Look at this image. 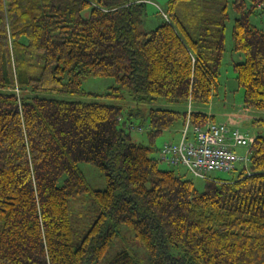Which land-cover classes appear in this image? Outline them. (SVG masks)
<instances>
[{"label": "trees", "instance_id": "trees-1", "mask_svg": "<svg viewBox=\"0 0 264 264\" xmlns=\"http://www.w3.org/2000/svg\"><path fill=\"white\" fill-rule=\"evenodd\" d=\"M144 1L0 0V264H264V118L248 165L198 192L131 141L122 106L44 95L110 77L108 97L190 104L192 126L213 122L197 107L219 86L230 7L243 109L264 112V31L250 23L264 0H169L142 32ZM187 112L150 109L149 137Z\"/></svg>", "mask_w": 264, "mask_h": 264}, {"label": "rangeland", "instance_id": "rangeland-1", "mask_svg": "<svg viewBox=\"0 0 264 264\" xmlns=\"http://www.w3.org/2000/svg\"><path fill=\"white\" fill-rule=\"evenodd\" d=\"M169 0H145V14L142 17V22L139 26V30L142 32H148L155 29L162 21L159 12L167 9ZM228 20L225 23L224 30V52L219 70V86L217 91L213 95L210 104L205 105L204 111H208L211 107L214 113H221L223 111H231L237 109L238 105L243 102L244 91L243 88L239 87L236 81V73L233 65L240 63L244 60L243 55L233 50L232 40V26L236 17L235 13L229 7ZM165 17V15H164ZM250 23L255 25L258 29L264 31V19L260 15H252L250 17ZM116 81L110 77H98L91 74H85L81 80V90L85 93L84 95L76 94H44L50 98L68 100V101H81V102H101L117 104L123 107V115L120 127H125V130L130 135L132 142L150 145L154 151L152 156L159 160V150L162 148L165 142L177 143L181 139L182 122L178 121L174 123L170 128L163 130L162 132L155 135V137H149V111L154 108H167L179 112H184L193 106L190 104L183 103H166L163 100H159L158 103L151 104H137L133 101L132 96L128 91L121 92V97H108L109 93H116L112 90L115 87ZM88 94H97L96 96ZM209 106V107H208ZM129 112L136 113L130 115ZM138 113V114H137ZM264 118V112L257 114L253 120ZM220 117L216 123H219ZM123 123L125 125L123 126ZM239 129L243 132L255 134L257 128L254 127L251 122H244L240 125ZM245 151L244 148L239 147L238 151ZM80 171L83 173L85 180L89 184L92 190H103L105 189V179L100 171L90 163L81 162L78 165ZM161 169L172 170L176 175L181 176L184 179L190 180L193 186L198 192H202L205 188L206 182L210 180L200 179L192 176L188 170L179 166H170L165 162L159 163ZM238 171L229 172H212L210 173V179H223L230 180L236 178ZM134 244V243H133ZM140 255L144 254V250L139 244H134Z\"/></svg>", "mask_w": 264, "mask_h": 264}, {"label": "built area", "instance_id": "built-area-1", "mask_svg": "<svg viewBox=\"0 0 264 264\" xmlns=\"http://www.w3.org/2000/svg\"><path fill=\"white\" fill-rule=\"evenodd\" d=\"M191 108L183 124L181 139L177 143L165 142L159 150V161L170 166H183L200 179H210L212 172H233L247 166L255 135L243 132L227 123L208 122L191 125ZM245 111V110H244ZM244 148V154L236 150Z\"/></svg>", "mask_w": 264, "mask_h": 264}, {"label": "crops", "instance_id": "crops-1", "mask_svg": "<svg viewBox=\"0 0 264 264\" xmlns=\"http://www.w3.org/2000/svg\"><path fill=\"white\" fill-rule=\"evenodd\" d=\"M237 107H238L237 109H233L231 111H223L221 113H214L211 107H209L210 109H208V111H204L203 110L204 107H197V108L201 110L202 112H204L207 116L209 117L213 116L214 117L213 122H217V119L220 117L219 123H227L231 125L232 127H237V128H239L240 125L244 122L252 123L254 117H257V114H260V112H257L252 109H243L244 108L243 102L241 105H238ZM208 122H211V121H207L205 124H207ZM236 152L239 154H244V151L240 152V150L238 151V149L236 150Z\"/></svg>", "mask_w": 264, "mask_h": 264}]
</instances>
